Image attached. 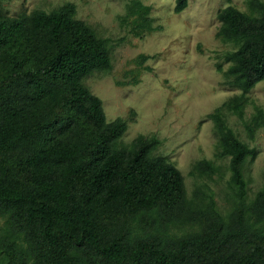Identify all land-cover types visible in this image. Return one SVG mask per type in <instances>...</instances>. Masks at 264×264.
<instances>
[{
    "label": "trees",
    "instance_id": "16d2710c",
    "mask_svg": "<svg viewBox=\"0 0 264 264\" xmlns=\"http://www.w3.org/2000/svg\"><path fill=\"white\" fill-rule=\"evenodd\" d=\"M218 14L217 37L234 50L223 56L225 84L242 92L207 117L214 123L220 158H229L236 206L222 217L209 203L187 198L174 164L153 152L161 142L138 135L121 140L126 119L107 122L102 101L84 81L112 71L110 39L76 18L66 3L50 12L0 14V264H264V190L248 201L244 165L257 151L227 125L224 110L244 122L252 137L258 111L244 121L243 96L264 81V2L248 0ZM188 0H175L182 13ZM150 6L131 1L125 22L141 37L160 30ZM150 57L115 78L139 84ZM199 175L216 173L198 162ZM194 171V173H195ZM193 173V174H194ZM199 233L170 235L172 227Z\"/></svg>",
    "mask_w": 264,
    "mask_h": 264
},
{
    "label": "rangeland",
    "instance_id": "374dc122",
    "mask_svg": "<svg viewBox=\"0 0 264 264\" xmlns=\"http://www.w3.org/2000/svg\"><path fill=\"white\" fill-rule=\"evenodd\" d=\"M131 1L0 0V14L18 17L73 3L77 19L92 27L100 38L112 41L111 73H95L84 84L102 101L107 122L117 118L128 121L121 144L130 145L138 135L156 137L161 144L153 155L166 158L180 171L187 198L209 203L211 196L218 213L227 218L236 206L229 187V158L217 156L214 123L207 116L242 95L226 85L223 73L217 70L219 64L223 72L228 69L223 56L235 49L217 37L221 25L218 14L229 6L249 13L248 0H188L180 14L173 11L175 0H138L151 7L152 25L160 27L141 37L134 36L124 20ZM140 55L150 57L144 66L152 71L142 70L136 86H116L115 78L138 68L134 60ZM243 99L246 123L258 111L263 114L262 125L252 137L236 115L227 110L223 113L237 138L257 151V157L248 159L243 170L249 201L264 190V81ZM204 160L216 168V173L201 176L194 170ZM3 227L4 219H0V230ZM201 229V225L172 227L168 233L181 237Z\"/></svg>",
    "mask_w": 264,
    "mask_h": 264
}]
</instances>
